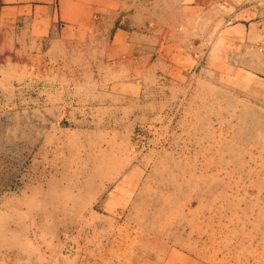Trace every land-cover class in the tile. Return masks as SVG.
I'll list each match as a JSON object with an SVG mask.
<instances>
[{"label":"rangeland","instance_id":"obj_1","mask_svg":"<svg viewBox=\"0 0 264 264\" xmlns=\"http://www.w3.org/2000/svg\"><path fill=\"white\" fill-rule=\"evenodd\" d=\"M85 2L0 30V264H264L253 1Z\"/></svg>","mask_w":264,"mask_h":264},{"label":"crops","instance_id":"obj_2","mask_svg":"<svg viewBox=\"0 0 264 264\" xmlns=\"http://www.w3.org/2000/svg\"><path fill=\"white\" fill-rule=\"evenodd\" d=\"M86 0H0V30L6 28L16 29L18 26L24 28H49L55 24L63 27L80 21H74L77 16V10L88 9L93 3L89 4ZM89 1V0H88ZM91 1V0H90ZM235 3L236 0H230ZM252 5L247 8L253 15L255 21L249 22L248 28L254 32V36L264 39V0H251ZM86 3V4H85ZM244 8H239L235 17L242 15ZM246 12V11H245ZM66 18V19H64ZM245 25L240 22L236 25ZM242 30V28H241ZM115 34L122 33L120 28H116ZM263 48V49H262ZM263 51L264 46H260ZM260 51V52H262ZM264 57V52L263 55Z\"/></svg>","mask_w":264,"mask_h":264}]
</instances>
